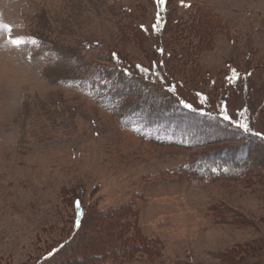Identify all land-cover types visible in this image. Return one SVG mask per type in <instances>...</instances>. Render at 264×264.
Masks as SVG:
<instances>
[{"label":"rangeland","instance_id":"1","mask_svg":"<svg viewBox=\"0 0 264 264\" xmlns=\"http://www.w3.org/2000/svg\"><path fill=\"white\" fill-rule=\"evenodd\" d=\"M167 10L156 35L150 0H0V264H264V147L249 141L264 139V0ZM110 52L131 71L163 60L175 95L216 118L113 76ZM220 102L251 131L217 120Z\"/></svg>","mask_w":264,"mask_h":264},{"label":"trees","instance_id":"2","mask_svg":"<svg viewBox=\"0 0 264 264\" xmlns=\"http://www.w3.org/2000/svg\"><path fill=\"white\" fill-rule=\"evenodd\" d=\"M151 1V4H152V6H153V8H154V18H155V12H156V8H155V3H154V0H150ZM181 3V5H183L184 3L183 2H180ZM167 5H168V3H167ZM167 5H166V11L163 13V16H164V20H163V23H162V27H161V31L160 32H163V30H164V28H165V26H166V24H167V22L169 21V19H168V13H167ZM153 21H154V19H153ZM155 22V21H154ZM153 22V23H154ZM153 23H151V25H150V30L152 31V32H154L156 35L158 34V33H156L155 31H153L152 30V24ZM143 25H138V29L143 33L144 32V29H145V27L146 26H143ZM151 32V34H154V33H152ZM159 32V33H160ZM160 49H163V47L162 46H159V47H157V49H156V53H157V55H159L160 57H162L163 58V56H164V50H163V54L161 53V51H160ZM113 53H115V52H110V59H111V67L110 68H112L113 67V73H114V75L113 76H117L118 78H120V80L121 79H129L130 77H132V73H134V76H135V78L136 79H138V80H141L144 84L143 85H148V86H158V84L159 83H161L160 85L162 86L163 85V89H164V91L165 92H167L169 95H171V96H174L177 100H178V103H179V101H181L182 100V98L181 99H179L175 94V91L174 92H172V91H169L168 89H169V87H172V88H174L175 89V87H176V84H175V82L171 79V77H170V75L168 74V72L167 71H165V69H164V63H163V60H161V59H156V60H152L150 63H148V64H141V63H133L132 64V71L131 70H129V69H127L126 67H124L123 66V60L119 57V55H117V53H115L116 54V58H113ZM165 57H169V55H165ZM142 65L143 67H145V68H148V67H152V75H150V76H146V75H144L143 73H141L135 66L136 65ZM131 67V66H130ZM104 69V67H100V68H96L94 71L95 72H97V71H100V70H103ZM124 69H127L130 73H131V75H124L123 74V70ZM120 75V76H119ZM105 77H103V76H101V77H99V79H104ZM112 78H116V77H112ZM82 82H84V81H82ZM117 84H119V83H117ZM176 90V89H175ZM92 92H95V93H93L92 95L96 98V91H93L92 90ZM97 99V98H96ZM186 102V101H185ZM187 103H189V102H187ZM225 103H223V102H220V105H219V109L221 110V107H222V105H224ZM179 105L183 108V106L179 103ZM185 111H188V112H191V113H195V114H199V115H203V116H205V117H208V118H216L213 114H210L209 112H207V111H205V110H199L198 112L197 111H195V108H193V110H188V109H185V108H183ZM217 120H220V121H222V122H224V123H226V124H229L228 122H226V121H224L223 119H222V112H220V113H217ZM226 124H224L225 126H227L228 128H233V129H235V130H237L238 128H236L235 126H234V124H235V122H233L232 124H229V125H231V126H229V125H226ZM240 130V129H239ZM255 137H257V138H260L261 140H258V141H254V139L253 138H249V141H252L253 143H255V144H257V145H260V146H263L264 147V142H262V141H264V139H262L261 138V136H257V135H254ZM197 146H199V143H197ZM226 153H228L229 151H225ZM217 151H215L214 153H212V155L213 156H217ZM225 153V154H226ZM218 156H223V155H218ZM204 160H206V159H204ZM217 160V159H216ZM232 160H235V159H232ZM232 164H235V166H234V168H236V167H239V168H242V171L243 172H245L246 171V168H248L247 167V164L248 163H246V164H244L243 162H238V163H236V162H234V163H232ZM217 165H219V163H217ZM246 165V166H245ZM77 200H79V199H73V201H72V207H73V209H74V218H73V231H77L78 230V228L81 226V222H82V220H83V217H84V209L82 208V211H83V215H80V216H78L77 215V212H76V209H75V201H77ZM80 201V200H79ZM81 202V201H80ZM77 220H79V227H77L76 226V222H77ZM109 233H111L112 235V238L114 239V251H113V254H115V252L119 255V254H123L124 252H125V243H124V241L122 240V237H121V235H119V234H121L118 230H114V231H109ZM62 246H63V244L61 245V247H60V249L62 248ZM120 250V251H119ZM59 251V247H56V248H54V249H52V255L51 256H49V253L45 256V260H44V262H50L51 261V259L54 257V255H56V253ZM109 255H112V253L111 254H109Z\"/></svg>","mask_w":264,"mask_h":264},{"label":"snow or ice","instance_id":"3","mask_svg":"<svg viewBox=\"0 0 264 264\" xmlns=\"http://www.w3.org/2000/svg\"><path fill=\"white\" fill-rule=\"evenodd\" d=\"M154 3H155V8H156V12H155V22L152 24V30L155 31L156 33H159L161 31V27H162V23H163V20H164V16H163V13L166 11V5L168 3V0H154ZM186 7L190 6V5H184ZM0 27H3L5 30L11 32V28L9 25L7 24H4V25H0ZM143 27V26H142ZM145 32L148 31L147 28L144 29ZM10 42L15 45V46H20L22 43H26V41H23L21 39H11ZM32 43L34 44L35 41L33 40ZM161 53L163 54V49H160ZM113 58H116V54L113 53ZM141 73H143L144 75L146 76H150L152 75V67H148V68H145L143 67L142 65H136L135 66ZM123 74L124 75H131V73L127 70V69H124L123 70ZM248 75H251V73H248ZM233 76H237V73L233 72ZM238 78V76H237ZM169 91H172L174 92L175 89L172 88V87H169L168 89ZM197 95H200L199 93ZM206 99V97H202L201 98V102H203V100ZM179 103L183 106V108L185 109H188V110H193V105L190 104V103H187L183 100L179 101ZM221 112H222V119L226 122H228L229 124H232L233 123V120L234 118L232 116H230L228 114V106H227V103H225L224 105H222L221 107ZM247 112V109L244 108L242 109L240 112H239V115L241 117L245 116ZM234 126L238 129H242L245 133H248L251 131L250 127H249V124L244 122V121H238L234 124ZM254 135H257L259 136L260 133L259 132H256V133H253ZM75 209H76V212H77V215L80 216V215H83V211H82V208H81V202L79 200L75 201ZM76 226L79 227V220H77L76 222ZM52 255V252L49 253V256Z\"/></svg>","mask_w":264,"mask_h":264}]
</instances>
